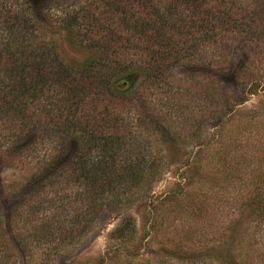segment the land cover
<instances>
[{
    "label": "trees",
    "instance_id": "1",
    "mask_svg": "<svg viewBox=\"0 0 264 264\" xmlns=\"http://www.w3.org/2000/svg\"><path fill=\"white\" fill-rule=\"evenodd\" d=\"M33 2L38 13L31 10ZM63 6L61 15H54L53 9ZM54 26L69 50L86 53L81 62L58 50L57 39L47 34ZM259 32L264 33L263 0H77L70 8L60 0H0V175L20 150L35 142L38 116L44 125L61 131L66 146L54 150L51 159L23 181L20 190L25 195L72 181L85 191L93 189L90 194L118 186L125 194L118 200L121 205L132 202L133 196L142 201L147 177L121 188L120 177L114 183L103 175L115 162L98 160L87 166L80 157L96 143V136L104 137V146L127 138L128 105L118 99L123 86L139 72L159 77L181 60L191 67L200 47L206 46L213 57L224 58L213 61V80H226L233 92V104L228 101L223 110L214 111L210 158L196 166L192 192L185 185L180 194L138 206L149 204L148 232L158 239V251L149 250L150 258L136 260L142 254L119 243L106 251L107 260L264 264V111H242L234 105L254 93L244 86L248 80L240 81L244 64L238 52L253 47ZM82 141L88 146L81 148ZM157 171L154 164L145 173ZM210 171L223 177L205 184L204 172ZM85 210L90 211L89 205ZM9 211L0 217V247L5 253L13 244L23 264L25 252L12 241ZM119 228L116 236L124 242L135 232L130 221ZM80 231L70 236L82 237L87 229ZM67 238L63 235L61 243Z\"/></svg>",
    "mask_w": 264,
    "mask_h": 264
},
{
    "label": "rangeland",
    "instance_id": "2",
    "mask_svg": "<svg viewBox=\"0 0 264 264\" xmlns=\"http://www.w3.org/2000/svg\"><path fill=\"white\" fill-rule=\"evenodd\" d=\"M60 1L70 8L77 0ZM36 5L31 3V10L35 9L38 13ZM63 8L53 9L54 15H61ZM47 34L57 39L58 50L75 63L86 56L81 49L69 50L64 35L57 27L50 28ZM253 45L240 50L238 57L239 63L244 64L240 81L245 83L248 80L244 86H251L254 93L234 105L242 111L255 108L263 112L264 33L257 34ZM211 53L208 47H200L191 67L181 60L155 78L138 71L139 76L123 86V93L118 96L128 105V110L124 112V120L129 123L127 138L119 143L107 142L104 146V137L101 135L99 139L96 136V143L87 147L88 150L84 149L80 157L87 166L98 160L115 162V167L107 168L103 175L112 182L120 177L124 181L119 184L121 188L137 177H147L150 182L143 188L146 192L142 190V201L141 197L133 196L132 202L121 205L118 200L125 194L118 186L103 194L97 191L90 194L93 189L88 187L85 191V187L72 181L67 186L59 183L58 188L45 186L38 192L28 191L25 195L20 190L23 181L42 168L51 159L54 150L66 146L61 131L44 125L37 116L34 123L35 142L20 150L0 175V217L3 218L10 210L12 241L19 242L20 249L25 252L23 264H113L108 262L106 251L119 243L125 249L142 254L136 256V260L150 258L149 250L158 251V239L148 232L151 222L149 204L141 208L138 206L166 194H180L185 185H188L189 192L194 190L198 177L196 166L208 162L213 148L214 111L223 110L222 105L225 106L228 101L230 106L233 104L230 84L226 80L221 82L220 78L214 81L210 74L213 61L224 58L221 54L213 57ZM249 78L254 79L251 81ZM82 144L81 148L88 146L84 141ZM114 147L119 148L114 151ZM69 159L70 162L76 161ZM154 164L158 165V171L145 173L146 167ZM204 173L205 184L210 179L223 177L222 173ZM93 203L98 206L93 207ZM86 205H89L90 211L85 210ZM125 221L135 225V232L131 239L127 238L124 242L116 233ZM85 229L87 231H83L82 237L70 236L71 232ZM63 235L68 238L61 243ZM4 249L8 250L4 253L0 247L1 264H22V258L13 244Z\"/></svg>",
    "mask_w": 264,
    "mask_h": 264
}]
</instances>
